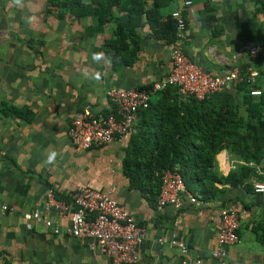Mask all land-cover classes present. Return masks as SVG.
<instances>
[{
  "label": "crops",
  "instance_id": "obj_1",
  "mask_svg": "<svg viewBox=\"0 0 264 264\" xmlns=\"http://www.w3.org/2000/svg\"><path fill=\"white\" fill-rule=\"evenodd\" d=\"M82 1L98 12L59 17V8L47 0H24L23 8L0 0V202L16 207L14 213L0 214V264H109L86 242L25 218V211L37 208L63 229L70 224L69 214L45 209L51 187L59 198L82 187H114L113 196L146 228L134 264H264V193L255 191L257 178L245 186L217 182L212 198L197 196V204L184 194L182 207L159 209L155 184L134 186L125 173L126 150L137 127L122 141L85 150L75 149L68 134L77 111L110 108V88L144 87L169 74L173 43L156 36L153 22L161 27L181 9L187 19V55L211 73H225L252 61L244 55L234 59L242 45L238 29L244 22L255 33L264 28V0H192L190 5L172 0L152 23L144 12L141 17L136 13L138 0ZM154 2L141 0L144 8ZM100 12H111L112 20L101 24ZM33 14L37 21L26 24L25 17ZM121 23L130 34L126 41L140 39L142 48L133 64L113 66L107 41L115 39ZM95 54L103 59L94 61ZM90 73H99V79ZM140 118L138 114L135 125ZM52 151L58 155L49 165L45 161ZM223 207L235 209L241 225L239 241L227 245L221 258L212 252ZM159 238L166 241L159 243ZM174 238L187 245V254L170 244Z\"/></svg>",
  "mask_w": 264,
  "mask_h": 264
},
{
  "label": "trees",
  "instance_id": "obj_2",
  "mask_svg": "<svg viewBox=\"0 0 264 264\" xmlns=\"http://www.w3.org/2000/svg\"><path fill=\"white\" fill-rule=\"evenodd\" d=\"M138 1L141 7L136 13L141 17L144 12L152 23L151 18L160 17L163 7L172 0H155L151 8H144L141 0ZM47 4L59 8V17L67 12L79 17L98 12L82 0H47ZM98 14L101 24L113 18L111 12ZM137 19V26L141 25L140 18ZM160 26L152 23L156 36L172 44L176 32L172 13ZM125 32L121 23L116 28L115 39L107 41L106 55L113 66L133 64L141 51L140 39L127 42L130 34ZM238 35L242 44L261 47L260 55L245 63L252 64L260 72L258 81L254 85L247 80L233 84L230 89L204 100L182 96L175 85L157 91L150 106L139 111L137 131L126 150L124 169L132 185L144 188L153 182L159 193L161 176L167 168L179 171L189 191L205 199L216 195L217 182L245 186L253 177L264 182V173L259 174L257 170L264 172V67L261 65L264 28L255 33L244 22L239 26ZM253 87L260 88L261 94L251 95ZM222 148L229 149L243 161L228 176L219 175L214 167V156ZM261 240L264 242V236Z\"/></svg>",
  "mask_w": 264,
  "mask_h": 264
},
{
  "label": "built area",
  "instance_id": "obj_3",
  "mask_svg": "<svg viewBox=\"0 0 264 264\" xmlns=\"http://www.w3.org/2000/svg\"><path fill=\"white\" fill-rule=\"evenodd\" d=\"M192 0H185L190 5ZM175 21V41L172 44L169 74L152 81L149 88H110L107 97L110 108L105 112H94L84 108L76 112L69 127L68 134L75 149L85 150L99 147L115 140L122 141L128 134L135 132L138 113L148 108L153 95L168 86L175 85L182 96H191L199 100L226 91L233 84L247 80L255 84L260 72L252 65L245 63L225 73H211L193 61L186 53L188 37L187 19L181 9L172 12ZM259 45L243 43L234 55L237 60L241 55L248 58L258 57L261 53ZM247 61L246 63H248ZM262 90L253 87L250 94L260 95ZM264 185L263 181L255 183ZM115 188L107 191L92 187H82L71 192L66 198H59L51 187L46 193L44 206L47 211L55 209L61 214H69L70 224L63 229L60 222L44 214L40 209L25 211L28 220L43 222L55 233L67 232L76 239L86 242L92 249H97L109 258V264H134L139 260V247L146 236V228L139 224L129 210L113 196ZM264 193V192H259ZM187 194L193 203L199 204V198L186 187L182 174L167 168L161 176V186L157 197L159 209L171 205L180 208L183 195ZM16 211L11 204L0 202V214L6 215ZM222 223L217 234V247L212 252L215 257L226 256L225 247L235 244L240 239V215L230 207L221 210ZM166 240L159 238V243ZM172 245L180 247L183 254L188 247L183 241L172 239ZM183 264H188L186 260Z\"/></svg>",
  "mask_w": 264,
  "mask_h": 264
},
{
  "label": "clouds",
  "instance_id": "obj_4",
  "mask_svg": "<svg viewBox=\"0 0 264 264\" xmlns=\"http://www.w3.org/2000/svg\"><path fill=\"white\" fill-rule=\"evenodd\" d=\"M11 3L17 8L24 7V0H11ZM36 21H37V16L34 14L25 17L26 24L31 25ZM101 59H103L102 54L94 55V61L99 62ZM88 75L92 79H99L100 76L99 73H90ZM57 155L58 153L55 151L47 153L45 162L49 165L54 164L56 162ZM214 161H215L214 167L216 168L217 173L223 176L230 175L233 171L237 169L239 165L243 164V161L240 160L238 157H236L234 154H232L227 148L220 149L215 154ZM256 190L258 192H264V185H257Z\"/></svg>",
  "mask_w": 264,
  "mask_h": 264
}]
</instances>
